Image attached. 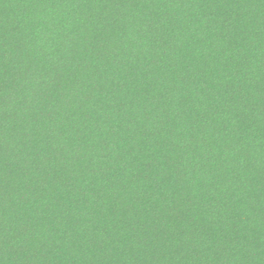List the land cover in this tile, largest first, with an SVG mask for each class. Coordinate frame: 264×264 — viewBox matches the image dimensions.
Listing matches in <instances>:
<instances>
[{"label": "trees", "instance_id": "obj_1", "mask_svg": "<svg viewBox=\"0 0 264 264\" xmlns=\"http://www.w3.org/2000/svg\"><path fill=\"white\" fill-rule=\"evenodd\" d=\"M0 264H264V0H0Z\"/></svg>", "mask_w": 264, "mask_h": 264}]
</instances>
